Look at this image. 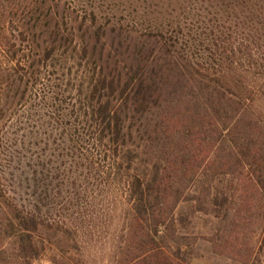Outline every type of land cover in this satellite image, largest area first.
I'll return each instance as SVG.
<instances>
[{"label": "trees", "instance_id": "obj_1", "mask_svg": "<svg viewBox=\"0 0 264 264\" xmlns=\"http://www.w3.org/2000/svg\"><path fill=\"white\" fill-rule=\"evenodd\" d=\"M32 93L78 137L58 168L56 151L27 156L37 146L16 116ZM0 160L13 188L0 264L46 251L72 264L77 231L57 203L89 178L125 191L112 264H191L201 241L257 264L247 251L264 233V0H0Z\"/></svg>", "mask_w": 264, "mask_h": 264}, {"label": "rangeland", "instance_id": "obj_2", "mask_svg": "<svg viewBox=\"0 0 264 264\" xmlns=\"http://www.w3.org/2000/svg\"><path fill=\"white\" fill-rule=\"evenodd\" d=\"M42 107L39 99L32 93L28 96L26 105L19 109L16 119L18 117L25 123L24 126L21 125L22 128L20 126L19 128L23 131L26 130V133L37 146V148L29 149L27 156H36L38 153L51 154L56 151L58 168L63 160L62 155L67 153L66 147H70L71 141L78 139V137L71 138L66 133L70 129L57 127V110L54 111V107ZM49 116L55 117L56 121L49 119ZM12 129L13 123L10 124L9 130ZM77 130H79V133L86 134V129L84 130L83 127H79ZM45 141L49 142L47 146L44 145ZM44 148L47 151L43 150ZM64 149L65 151H63ZM3 167L6 168V161L0 160V170ZM92 184L91 178L87 179L88 186L84 185L83 190L79 188L76 199L67 204H65L66 201L57 203L58 222L60 224L63 222L65 226L74 227L77 231L74 234L77 246L73 247L72 243L67 247L71 252L66 257L73 256V259H70L72 264H112L125 227L124 221L128 204L123 187L111 186V184L103 182L100 188L95 190V188H92ZM12 189L11 176L6 175L3 180H0V203L5 209L6 201L10 203L13 197ZM16 196L17 199L25 202L29 199L25 191L22 192V195ZM5 211L7 212V210ZM78 211L86 213V215L78 217ZM2 215L0 211V218H2ZM196 219L199 220L198 230L209 234L210 226H206L200 218L197 217ZM257 232L256 236L259 234ZM63 241L67 243L66 240L63 239ZM240 248L242 252L247 250L244 243L240 244ZM197 249V254L191 264H241L240 259L235 258V255L229 258L215 255L212 252L211 244L207 241H201ZM247 253H252V258H255L257 264H264V233L254 250H248ZM32 264L54 263L51 254L46 251L35 259Z\"/></svg>", "mask_w": 264, "mask_h": 264}]
</instances>
